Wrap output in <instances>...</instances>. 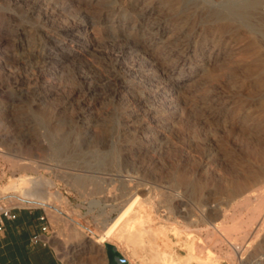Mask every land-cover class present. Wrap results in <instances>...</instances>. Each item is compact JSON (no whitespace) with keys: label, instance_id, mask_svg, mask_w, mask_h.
Instances as JSON below:
<instances>
[{"label":"rangeland","instance_id":"rangeland-1","mask_svg":"<svg viewBox=\"0 0 264 264\" xmlns=\"http://www.w3.org/2000/svg\"><path fill=\"white\" fill-rule=\"evenodd\" d=\"M263 171L264 0H0V208L43 210L64 264H101L94 240L137 197L153 249L233 264L234 239L254 264L264 243L233 217L264 181L231 190ZM41 175L59 197L14 191Z\"/></svg>","mask_w":264,"mask_h":264},{"label":"bare ground","instance_id":"bare-ground-1","mask_svg":"<svg viewBox=\"0 0 264 264\" xmlns=\"http://www.w3.org/2000/svg\"><path fill=\"white\" fill-rule=\"evenodd\" d=\"M30 166L32 167L31 164ZM28 167H26V169ZM49 169H52V167H50ZM263 181H264V171L260 175H256L254 180L247 181L244 184H240L238 190L233 188L231 190V193L233 195H237L239 193L242 194L243 192L245 193L247 191L249 192L255 191L254 190L255 186H257ZM46 183H50V181L42 175L39 176L38 178L28 176L27 178H21V182L15 185L14 191L22 197H26V198L32 197L35 199L47 200V201H50L54 197H59V193L56 194L50 193L49 195L47 194L46 190L43 188L44 184ZM257 191H258L257 194L254 193L249 194L246 196V198L243 201H240V203H238V206L240 208H244V207L247 209L249 208L251 210L250 212L252 213L247 217V219H244L242 218V216L239 215L233 217V226L238 227L241 230V234H240L241 237H239L240 240L251 238L252 236H254L253 235L254 229H257V232L255 231L256 234L254 237L257 238V240H259L260 238L259 241L260 243L263 244L264 233L261 232L264 231V190L262 191V189H259L256 190L255 192ZM138 200L139 197L133 199V201H129L131 203L128 205L127 208L125 207V209L121 212L119 217L106 224L104 228L105 229L104 234L101 237H99V239L96 241L100 245L99 249L103 250V244L108 238H117L118 239L117 242L119 243L129 242L134 245L135 247V249L133 250L134 257H138L141 252H144L146 255L150 256V260L153 264H182V260L177 258L174 255V253H172L171 251H159L150 247V243L151 244L154 243V236L156 233H149L148 234L149 241H148L146 239L147 235L145 231L135 229L134 225L136 222V218L140 216L139 213H137ZM248 228H252L251 231L247 230ZM231 246L233 251H229L228 255L227 254L226 255L228 258L231 259L233 264H237V261L240 258V257L238 258L237 255L240 254L243 247L239 246L237 244V241L236 240L234 241V239H232ZM241 259H243V257H241ZM254 264H264V256L263 255L259 256V258L256 259Z\"/></svg>","mask_w":264,"mask_h":264},{"label":"crops","instance_id":"crops-1","mask_svg":"<svg viewBox=\"0 0 264 264\" xmlns=\"http://www.w3.org/2000/svg\"><path fill=\"white\" fill-rule=\"evenodd\" d=\"M12 212L16 218L1 216L0 219V225L3 226L0 230V264H64L53 254L50 246L32 240L35 234L50 235V217L45 218V212L38 208L12 206ZM44 226L46 231H43ZM98 239L94 241L100 246L96 242ZM102 251L104 256L101 264H117V256H123L116 244L110 241L104 244Z\"/></svg>","mask_w":264,"mask_h":264},{"label":"built area","instance_id":"built-area-1","mask_svg":"<svg viewBox=\"0 0 264 264\" xmlns=\"http://www.w3.org/2000/svg\"><path fill=\"white\" fill-rule=\"evenodd\" d=\"M1 216L8 217L11 219L16 218V214L12 212V208H6V207L0 208V219H1ZM2 229H3V226L0 225V230ZM43 231H46L45 226L43 227ZM32 240L35 243L42 242L44 240V236H42L41 234H35Z\"/></svg>","mask_w":264,"mask_h":264},{"label":"water","instance_id":"water-1","mask_svg":"<svg viewBox=\"0 0 264 264\" xmlns=\"http://www.w3.org/2000/svg\"><path fill=\"white\" fill-rule=\"evenodd\" d=\"M117 261H118V262H119V264H120V261L126 262V261H127V259H126V258H124V256H117Z\"/></svg>","mask_w":264,"mask_h":264},{"label":"flooded vegetation","instance_id":"flooded-vegetation-1","mask_svg":"<svg viewBox=\"0 0 264 264\" xmlns=\"http://www.w3.org/2000/svg\"><path fill=\"white\" fill-rule=\"evenodd\" d=\"M117 264H119V262L117 261ZM120 264H125V262H123V261H120Z\"/></svg>","mask_w":264,"mask_h":264}]
</instances>
